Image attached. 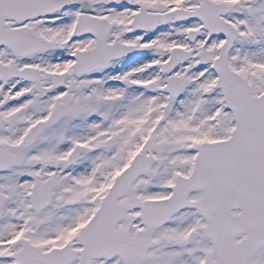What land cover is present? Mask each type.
<instances>
[{
	"label": "snow or ice",
	"instance_id": "6c2138e0",
	"mask_svg": "<svg viewBox=\"0 0 264 264\" xmlns=\"http://www.w3.org/2000/svg\"><path fill=\"white\" fill-rule=\"evenodd\" d=\"M0 264H264V0H0Z\"/></svg>",
	"mask_w": 264,
	"mask_h": 264
}]
</instances>
